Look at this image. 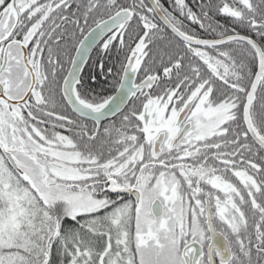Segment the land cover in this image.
I'll return each mask as SVG.
<instances>
[{"label": "snow or ice", "instance_id": "obj_1", "mask_svg": "<svg viewBox=\"0 0 264 264\" xmlns=\"http://www.w3.org/2000/svg\"><path fill=\"white\" fill-rule=\"evenodd\" d=\"M0 264H264V0H0Z\"/></svg>", "mask_w": 264, "mask_h": 264}, {"label": "trees", "instance_id": "obj_2", "mask_svg": "<svg viewBox=\"0 0 264 264\" xmlns=\"http://www.w3.org/2000/svg\"><path fill=\"white\" fill-rule=\"evenodd\" d=\"M99 52V50L94 54V56L91 58L85 72H84V75L85 76H90V75H93L95 74L98 79H100V68L99 67H90V65L93 63V61H95L97 64L99 63V60H98V57H97V53ZM100 59H103L104 62H105V70L108 66H111L113 61L108 59L106 56H104L102 53L100 54ZM100 88L98 87L97 88V91H99Z\"/></svg>", "mask_w": 264, "mask_h": 264}, {"label": "flooded vegetation", "instance_id": "obj_3", "mask_svg": "<svg viewBox=\"0 0 264 264\" xmlns=\"http://www.w3.org/2000/svg\"><path fill=\"white\" fill-rule=\"evenodd\" d=\"M187 2L189 3V4H192L193 3V0H187ZM167 6V5H166ZM218 20H219V22L220 23H223V24H225V25H228L229 23H230V18H226V17H218L217 18ZM198 32L200 31V29L198 28V26H193ZM99 50V48H95V50H94V52L92 53V55H91V58L94 56V54L97 52ZM90 62V61H89ZM89 64V63H88ZM88 64L86 65V67H85V69H84V72H85V70H86V68H87V66H88ZM84 72H83V74H84Z\"/></svg>", "mask_w": 264, "mask_h": 264}, {"label": "water", "instance_id": "obj_4", "mask_svg": "<svg viewBox=\"0 0 264 264\" xmlns=\"http://www.w3.org/2000/svg\"><path fill=\"white\" fill-rule=\"evenodd\" d=\"M94 50H95V48L92 50V52H91V54H90V55H92V53L94 52ZM85 67H86V65H85ZM85 67H84V69H85Z\"/></svg>", "mask_w": 264, "mask_h": 264}]
</instances>
